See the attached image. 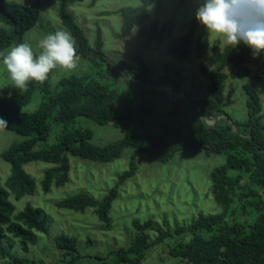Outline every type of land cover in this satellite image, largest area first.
Segmentation results:
<instances>
[{"label": "trees", "instance_id": "16d2710c", "mask_svg": "<svg viewBox=\"0 0 264 264\" xmlns=\"http://www.w3.org/2000/svg\"><path fill=\"white\" fill-rule=\"evenodd\" d=\"M153 3L157 8L151 17L149 7ZM159 4L160 0H140L137 5L119 7L115 11L121 17L118 36L124 38L135 30L137 36L146 37V45L161 40L166 24L163 23L160 30ZM58 13L62 25L76 41L77 54L88 62L91 71L62 75L54 87L50 83L52 70L45 81L31 80L23 90L13 83L0 87V118L7 121V126L2 128L24 136L0 151V158L10 165L4 185L0 184V257L9 258L12 264H43L12 252V238L17 239L23 251H28L29 244L36 242V232L47 233L49 228L48 215L42 208L28 203L15 211V205L9 199L10 195L19 199L35 191V180L24 169L27 162L51 164L44 170L40 182L43 190L48 191L52 184L61 186L68 181V154L109 162L120 157L122 150L129 147L159 162H167L178 151L190 148L201 149L206 155H226V161L209 174L210 190L219 211L199 212L191 222L173 228H164L152 219H134L135 232L131 240L109 250L104 256H93L91 262L82 260L77 238L61 232L55 236L54 243L62 251L63 264H140L151 245L168 238L174 240L169 245V256L179 259L182 264H264V124L260 120L257 89L249 83L242 85L247 94L245 121L230 119L224 108L232 101L230 92L224 95L227 75H251L254 79H261L264 77L262 53L253 57L252 50L240 43L235 47L224 46L218 55L206 57L198 69L200 75L209 81V96L192 98L197 106L188 98L176 96L182 92L180 68L163 65L162 72L154 77L153 69L140 55H134L131 61L112 62L103 53L99 31L96 45L92 47L66 6L61 5ZM39 15L37 1L28 4L0 0V51L25 43L24 33L36 23ZM196 24V20H191L187 31L170 42V54L183 58L191 52L194 43L196 56L205 53L209 34L204 29L195 35ZM166 32L168 36L171 34L170 26ZM34 54L37 53L34 51ZM103 62L107 68L101 66ZM124 73L142 85L129 80ZM118 76L132 85L131 91L136 96L134 104L123 103L119 91L121 85L116 84ZM162 85L170 88L171 97L156 89ZM35 91L41 93L42 101L33 111H23L22 107ZM186 96L190 98L191 95L187 93ZM190 106L195 110V120L188 117ZM199 109L206 119L219 118L207 124L200 117ZM78 116L114 126L151 124L156 131L148 133L129 129L117 140L95 144L91 142L89 128L69 126ZM53 124L62 127L58 139L42 144ZM136 170L133 153L128 168L119 174L115 184L101 198L80 191L56 200L55 205L75 211L92 208L104 222L103 228L110 229L109 210L119 193L118 187ZM147 231L156 233L153 241L149 240Z\"/></svg>", "mask_w": 264, "mask_h": 264}, {"label": "rangeland", "instance_id": "374dc122", "mask_svg": "<svg viewBox=\"0 0 264 264\" xmlns=\"http://www.w3.org/2000/svg\"><path fill=\"white\" fill-rule=\"evenodd\" d=\"M19 3L39 2L40 15L36 23L24 33V42L32 46L39 54L41 51L38 43L48 33L57 30H66L59 17V7L66 6L76 23L82 28L90 46L95 47L98 31L101 33L102 50L109 60L131 61L134 55L142 56L153 69L156 77L162 72L163 65H174L181 69L183 81L181 83L184 97L187 93L193 99L208 98L207 86L209 81L199 73V64L205 63L206 57L218 55L224 48L222 38L209 34V46L205 53L198 57L194 46L191 52L183 57L168 52L172 40L183 35L191 20H196L195 9L202 0H160L159 19L160 30L162 24L166 27L162 31V39L154 40L146 45V37L137 36L135 30L129 35L120 38L121 17L115 11L124 5H137L140 0H13ZM157 4L153 3L149 9L153 16ZM195 35L205 29L196 20ZM170 26L171 34L167 35V27ZM8 46L5 50L10 49ZM4 50V51H5ZM264 58V53H262ZM107 68L105 62L101 64ZM91 71L88 62L80 58L77 68L65 70L55 68L50 75V83L55 85L62 75ZM102 70V67L101 69ZM223 72L227 73L226 70ZM114 75V74H113ZM112 80V74L109 75ZM116 84L120 83L119 91L123 103L131 105L135 103L136 96L132 93L131 84L124 82L118 76ZM13 83L0 58V87ZM249 83L257 89L261 111L260 120L264 124V77L254 79L251 75L231 77L227 75L224 82V95L231 93V103L225 105V111L230 119L245 121L247 118V94L242 85ZM167 97H171L170 88L162 85ZM138 96V100H139ZM160 99V98H157ZM42 101L39 91H35L30 101L22 107L23 111L30 112L36 109ZM189 119L195 120V110L190 106ZM216 118L207 119L208 122ZM229 122H231L229 120ZM69 126H80L92 131L91 142L105 144L121 138L129 130L152 133L156 131L151 124L130 123L128 125L114 126L112 124H99L94 120L78 116ZM61 125L53 124L51 131L42 144H50L58 139L61 133ZM24 136L4 128H0V151L11 142L23 139ZM135 153L137 164L136 172L119 185V193L112 202L109 210L110 229H104V222L95 214L92 208L83 211H75L68 208L57 207L55 201L74 193L84 191L96 198H101L115 184L119 174L128 168L130 156ZM69 179L61 186L52 184L48 191L41 186L44 170L51 164L42 161H30L24 164V169L35 180V191L31 195H25L15 199L10 195V200L15 205V211L21 210L26 204L42 208L49 219L47 233L36 232V242L29 244L28 251H23L17 239L12 238L14 246L12 252L29 260L41 261L43 264H63L62 251L54 243L57 234L64 232L77 238L78 253L83 256L84 262H91L95 255L104 256L109 250L126 245L134 235L132 220H154L158 225L173 228L176 225L191 222L199 212L204 214L214 213L220 210L210 190V171L226 161L224 154L206 155L201 149L184 148L178 151L167 162H159L142 152H135L133 148L126 147L120 157L109 162H99L84 159L76 155L68 154ZM10 165L0 158V184L9 175ZM149 240L153 241L156 233L147 231ZM173 239H166L151 245L146 257L140 264H182L179 259L169 256V245ZM88 256V257H87ZM90 257V258H89ZM0 264H12L9 258L0 257Z\"/></svg>", "mask_w": 264, "mask_h": 264}, {"label": "clouds", "instance_id": "9594fccd", "mask_svg": "<svg viewBox=\"0 0 264 264\" xmlns=\"http://www.w3.org/2000/svg\"><path fill=\"white\" fill-rule=\"evenodd\" d=\"M195 18L208 34L222 38L225 47L243 43L253 57L264 53V0H202L195 9ZM34 54L28 43H19L0 51V58L13 84L23 90L29 81L43 82L51 70L59 67L74 70L80 57L70 32L48 33L38 43ZM7 121L0 118V128Z\"/></svg>", "mask_w": 264, "mask_h": 264}, {"label": "water", "instance_id": "95a60500", "mask_svg": "<svg viewBox=\"0 0 264 264\" xmlns=\"http://www.w3.org/2000/svg\"><path fill=\"white\" fill-rule=\"evenodd\" d=\"M124 75H125L129 80L133 81L134 83L139 84V85H142V84L139 83L138 81H136V80L132 79L131 77H129L127 74L124 73ZM156 89H158V90H162L163 88L159 86V87H156ZM180 94H181V93H179L178 95H180ZM184 97H185V98H188L191 102H193L194 104H196V105L198 106V103L195 102L192 98H189V97H187V96H184ZM199 113H200V117L202 118V120H203L204 122H206L207 124H212V123H214V122L219 118V116H217L216 119H215V121H213V122H208V120L204 117L203 112H202L201 109H199ZM223 116H225V115H223Z\"/></svg>", "mask_w": 264, "mask_h": 264}]
</instances>
